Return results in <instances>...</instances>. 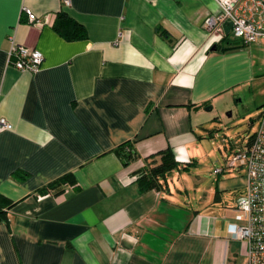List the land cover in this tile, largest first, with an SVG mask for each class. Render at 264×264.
<instances>
[{
  "label": "crops",
  "instance_id": "crops-1",
  "mask_svg": "<svg viewBox=\"0 0 264 264\" xmlns=\"http://www.w3.org/2000/svg\"><path fill=\"white\" fill-rule=\"evenodd\" d=\"M215 11L214 0H0V118L11 125L0 131V264H244V244L227 236L244 175H216L194 207L178 170L167 190L135 178L168 147L195 161L252 74L243 49L207 34ZM11 39L43 54L35 72L8 63ZM126 140L138 156L123 165L113 148ZM68 172L72 182L37 192Z\"/></svg>",
  "mask_w": 264,
  "mask_h": 264
},
{
  "label": "built area",
  "instance_id": "built-area-1",
  "mask_svg": "<svg viewBox=\"0 0 264 264\" xmlns=\"http://www.w3.org/2000/svg\"><path fill=\"white\" fill-rule=\"evenodd\" d=\"M214 1L217 11L206 16L203 22L215 44L221 43L226 36L223 26L227 22L230 23L228 33L237 44L246 45L264 38V0ZM62 4L68 6L69 0H62ZM25 13L31 23L40 25L46 21L27 9ZM7 54L8 63L20 71L35 72L43 60V54L37 48L21 45L12 39ZM258 114L256 131L244 144L230 149L224 163L211 170L215 176L239 171L244 175V188L233 205L234 222L227 229L228 238L244 244V264H264V103ZM10 126L0 118V131Z\"/></svg>",
  "mask_w": 264,
  "mask_h": 264
},
{
  "label": "rangeland",
  "instance_id": "rangeland-1",
  "mask_svg": "<svg viewBox=\"0 0 264 264\" xmlns=\"http://www.w3.org/2000/svg\"><path fill=\"white\" fill-rule=\"evenodd\" d=\"M227 39L231 42L232 36ZM243 49L252 70L251 76L242 84L236 104L231 108L220 110L218 120L207 125L202 142L196 150L195 161L188 170L180 168V175L175 176L178 188L191 206H197L199 199H204L210 187H214L216 177L211 170L223 164V159L230 149L244 144L257 129V117L260 106L264 103V38L258 41L235 46ZM243 175L242 171L228 172L226 177ZM223 202L232 203L236 193L229 191L221 194Z\"/></svg>",
  "mask_w": 264,
  "mask_h": 264
},
{
  "label": "trees",
  "instance_id": "trees-1",
  "mask_svg": "<svg viewBox=\"0 0 264 264\" xmlns=\"http://www.w3.org/2000/svg\"><path fill=\"white\" fill-rule=\"evenodd\" d=\"M54 23L55 22H53V26H55L56 28H60L58 23L56 25ZM71 33L72 35H75L77 32H75L74 30H69L66 32L68 36H70ZM225 40H227L226 43H232L227 39V36L222 39L221 43ZM221 43L216 44V47L221 48V50L225 48H234L236 46L235 44L221 46ZM113 151L115 155L118 156L121 164L123 165L128 164L138 156L136 150L133 147V144L129 140L123 141L121 142V144L115 146L113 148ZM190 165H192V163L177 161L174 157V153H172V150L169 147L163 150H159L155 154L145 157V163L143 167L139 169L135 175L137 185L141 190H167L166 180L171 171H181L183 169L188 170ZM181 167L182 169L180 170ZM69 174L70 173L68 172L64 174V176L55 178L51 182L42 185L39 189H37V192L48 193L51 190L53 191V189H56V187L63 185L65 182H72L71 176ZM214 196L217 197V191H215Z\"/></svg>",
  "mask_w": 264,
  "mask_h": 264
},
{
  "label": "water",
  "instance_id": "water-1",
  "mask_svg": "<svg viewBox=\"0 0 264 264\" xmlns=\"http://www.w3.org/2000/svg\"><path fill=\"white\" fill-rule=\"evenodd\" d=\"M229 28H230V23H225L224 24V26H223V29H224V33H225V35L227 36L229 33H228V30H229ZM215 46H213V48H214Z\"/></svg>",
  "mask_w": 264,
  "mask_h": 264
}]
</instances>
